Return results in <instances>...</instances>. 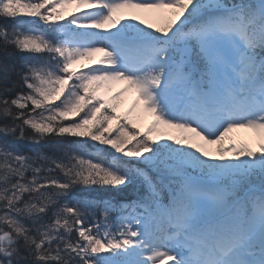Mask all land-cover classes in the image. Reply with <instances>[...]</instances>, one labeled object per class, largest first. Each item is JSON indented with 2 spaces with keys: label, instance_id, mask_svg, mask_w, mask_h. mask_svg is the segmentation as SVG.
Wrapping results in <instances>:
<instances>
[{
  "label": "snow or ice",
  "instance_id": "obj_1",
  "mask_svg": "<svg viewBox=\"0 0 264 264\" xmlns=\"http://www.w3.org/2000/svg\"><path fill=\"white\" fill-rule=\"evenodd\" d=\"M0 264H264V0H0Z\"/></svg>",
  "mask_w": 264,
  "mask_h": 264
},
{
  "label": "rangeland",
  "instance_id": "obj_2",
  "mask_svg": "<svg viewBox=\"0 0 264 264\" xmlns=\"http://www.w3.org/2000/svg\"><path fill=\"white\" fill-rule=\"evenodd\" d=\"M70 10H74V6H72L70 8ZM101 54H99L98 58H100ZM95 58V56L93 57V59L91 61H83L82 63H92L93 65L95 64V60L98 59ZM117 88L120 87L119 85L116 86ZM134 93H128L126 94V96L124 97V102L121 105L120 108V112L123 113L125 111H127L128 107L131 104V101L134 98ZM151 117H146L143 120H139L137 121V126L140 128L141 131H143L146 126L148 125V123L150 122ZM233 137H235V140H241V139H245V140H253V137L251 136V134L249 133L248 130L245 129H241V130H237L236 132L233 133Z\"/></svg>",
  "mask_w": 264,
  "mask_h": 264
},
{
  "label": "bare ground",
  "instance_id": "obj_3",
  "mask_svg": "<svg viewBox=\"0 0 264 264\" xmlns=\"http://www.w3.org/2000/svg\"><path fill=\"white\" fill-rule=\"evenodd\" d=\"M98 56H99V54H96L95 55V58H98ZM249 131V133L251 134V136L253 137V139L255 140V134L251 131V130H248ZM232 137H233V133L232 134H230ZM234 139H235V137H233Z\"/></svg>",
  "mask_w": 264,
  "mask_h": 264
},
{
  "label": "trees",
  "instance_id": "obj_4",
  "mask_svg": "<svg viewBox=\"0 0 264 264\" xmlns=\"http://www.w3.org/2000/svg\"><path fill=\"white\" fill-rule=\"evenodd\" d=\"M16 21H9V23H15ZM109 191H111V190H109Z\"/></svg>",
  "mask_w": 264,
  "mask_h": 264
}]
</instances>
